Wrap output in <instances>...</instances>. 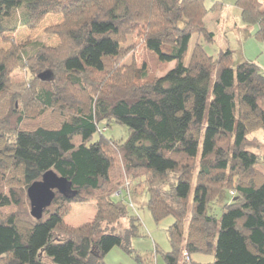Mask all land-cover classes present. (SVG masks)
Wrapping results in <instances>:
<instances>
[{"label":"trees","instance_id":"1","mask_svg":"<svg viewBox=\"0 0 264 264\" xmlns=\"http://www.w3.org/2000/svg\"><path fill=\"white\" fill-rule=\"evenodd\" d=\"M217 5L0 0V40L11 43L0 49V264H106L115 247L139 264H157L132 248L140 218L113 195L133 194L127 183L144 176L154 220L174 218L166 264H264V141L250 137L264 130V70L256 62L235 65L230 48L214 58L202 42L185 62L194 34L215 40L205 19ZM236 6L264 40V0H237ZM19 8L18 24L29 29L48 14H61L63 22L49 30L60 44L16 45L5 37L18 28L10 23ZM134 36L174 67L145 81V62L132 78L123 63L124 45ZM18 67L31 77L16 84ZM37 107L44 117L30 124ZM111 120L129 128L125 142L104 136L102 123ZM49 170L71 181L77 193L56 191L36 219L28 188ZM231 189L235 194L218 215L212 205ZM92 200L93 221L65 222L72 204ZM125 218L129 224L120 233L104 232Z\"/></svg>","mask_w":264,"mask_h":264},{"label":"rangeland","instance_id":"2","mask_svg":"<svg viewBox=\"0 0 264 264\" xmlns=\"http://www.w3.org/2000/svg\"><path fill=\"white\" fill-rule=\"evenodd\" d=\"M236 1L237 0H205L207 8L212 7L215 2H218V5H221V7L217 5V12L209 13L205 19L208 29L215 33V40L210 43L203 39L202 36L194 34L191 38L189 51L186 56V63L190 60L195 44L199 42L203 43L207 53L214 58H217L221 50L230 48L233 51V61L235 65L243 61L256 63H258V61L264 62V40L256 37L257 26L246 25L243 23L240 9L236 6ZM21 11L22 9L19 8L12 20L10 19V25H18L17 30L12 33H6L5 37L13 39L16 45H20L27 41H41L44 42L46 46L53 47L60 44L59 36L53 34L49 30L63 22V16L61 14H48L35 29H29L18 24ZM221 15L222 18H219ZM124 46H126L124 48L129 47V49L124 53V55H126L124 58L125 63L122 62V59L120 60V63H123L126 66L125 68L127 70L125 71H127L132 78L139 75V71H141V67L145 62L147 75L144 78L145 81L153 76H163L175 65L174 61L169 64L161 63L158 58L146 48L143 37H129ZM10 47L11 43L5 42L2 39L0 40V49L9 50ZM28 47L30 48L31 45ZM26 77L27 79L30 78L31 73L21 67L13 69L12 79L16 84L26 80ZM58 82L62 83V78H59ZM39 110L40 108L38 107L36 110L32 109L31 113H37L38 117H35V120L30 124L36 123L44 117V115H39ZM46 112L51 113L50 110H47ZM5 113H10V111L6 109ZM107 124L109 125L107 126ZM102 126L104 136L107 138H112L123 143L129 137V128L115 120L109 122L105 121L102 123ZM254 133L255 131L250 134V137ZM257 133H260V131L256 132V134ZM98 137L99 134H96L94 139H97ZM132 180L133 185H129L130 182H128L127 185L133 190V194L130 193L131 190L129 191V189L126 191L125 196L124 193L117 196L115 193L118 191L113 194L116 195V200L123 198L130 210L129 212L140 218V234L132 238V248L143 258H148V262L150 263L166 264L163 258V253L171 250L167 229L173 223L174 218L169 216L159 222L155 221L147 206L148 194L147 192H143L144 184L142 183H145L144 181L146 180V177L144 176L141 179L135 178ZM232 191L233 189L226 191L222 200L215 203L216 205H212V208L218 215H221L223 201L229 202L232 200V196L235 194V191H233L234 193ZM96 203V200H92L84 203L78 202L72 204L65 216V222L68 224V222H71L74 218H76L80 225L81 223L83 224L93 221L97 212ZM5 211L9 212V209ZM128 224V219H121L119 223H115V225L110 228L112 230L104 229V232L114 231L120 233L121 230L128 227ZM155 247L159 249V252L155 251ZM196 259L213 261L214 256L199 255ZM105 261L106 264H139L133 256L129 255L120 247L113 248L106 255Z\"/></svg>","mask_w":264,"mask_h":264},{"label":"water","instance_id":"3","mask_svg":"<svg viewBox=\"0 0 264 264\" xmlns=\"http://www.w3.org/2000/svg\"><path fill=\"white\" fill-rule=\"evenodd\" d=\"M56 191L66 197H73L77 193V191L74 190L71 181L66 177L59 176L53 170L44 173L41 180L34 182L28 188L31 214L36 219L42 218L44 209L51 205L56 195Z\"/></svg>","mask_w":264,"mask_h":264},{"label":"crops","instance_id":"4","mask_svg":"<svg viewBox=\"0 0 264 264\" xmlns=\"http://www.w3.org/2000/svg\"><path fill=\"white\" fill-rule=\"evenodd\" d=\"M219 18H222V15ZM258 65L264 70V62L258 61ZM258 131H260V133H257L256 134V132H258ZM252 137H256V138L260 139L261 141H264L263 140L264 139V130H257V131H255V133L251 135V138ZM68 224H70L72 226H78V225H80L79 222H77L76 218L72 219L71 222H68Z\"/></svg>","mask_w":264,"mask_h":264},{"label":"built area","instance_id":"5","mask_svg":"<svg viewBox=\"0 0 264 264\" xmlns=\"http://www.w3.org/2000/svg\"><path fill=\"white\" fill-rule=\"evenodd\" d=\"M233 192V191H232ZM234 193V192H233ZM117 196L121 195V191H118L117 193H115ZM115 195V196H116Z\"/></svg>","mask_w":264,"mask_h":264}]
</instances>
